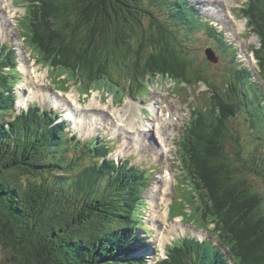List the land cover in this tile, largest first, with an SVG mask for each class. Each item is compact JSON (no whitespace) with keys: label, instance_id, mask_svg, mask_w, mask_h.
Listing matches in <instances>:
<instances>
[{"label":"trees","instance_id":"trees-1","mask_svg":"<svg viewBox=\"0 0 264 264\" xmlns=\"http://www.w3.org/2000/svg\"><path fill=\"white\" fill-rule=\"evenodd\" d=\"M188 4V0H65L59 9L73 21L67 28L68 33L58 34L50 29V35L47 39L43 37V41H56L57 60L62 54L64 59L76 60L75 54L79 56L81 52L77 53V48L92 52L96 48L103 54L116 56L113 61L116 64L126 60L131 61L130 65L134 61L126 57L134 59L140 52L147 64L152 61V72H161L164 78L170 75L197 81L192 77L195 67L182 68L177 63L173 69L154 58L157 53L166 61L165 57L172 56L170 52L180 54L179 46L186 47L187 40L176 44L172 35L168 38L160 17L164 11L172 15L177 26L195 27L201 23V18L186 14ZM92 5L102 9L93 13ZM32 14L38 24L36 10ZM244 14L250 32L260 38L261 48L255 55L264 77V0H250ZM174 31L184 35L177 27ZM64 44H70L63 49L69 54L59 52L58 48ZM234 62L232 59L233 67L224 73L226 78L230 76L231 87L226 95L214 98L213 110L217 113L214 112L209 129L208 126L200 129V149L192 161L203 184L197 190L205 197L207 205L218 206L215 212L204 208L203 218L215 224V233L231 247L237 264H264V198L249 183L242 182L246 178L256 179L255 176L264 181V93L259 91L251 71L241 70ZM209 76L207 73L203 80L208 81ZM7 84V77H2L0 85L5 88ZM223 84L227 86V80ZM252 91L254 96L250 94ZM1 97L0 90V101ZM2 106L7 107L0 102ZM5 110L0 108V114ZM237 116L240 119L236 121ZM6 121L0 123V256L3 257L0 264H142L140 260L122 259L130 243L126 233L141 209L142 198L135 196L139 189L135 188L134 192L132 188L133 192H129L132 196L126 198L122 191H127V185L123 183L102 190L98 187L100 181H95L97 176L87 169L81 177L82 185H76L78 193H73L74 187H65L56 177L59 170L76 171L75 167L82 168L83 164L80 160L62 164V155L46 153V143L58 140L53 128L46 125L44 131L39 132L8 125ZM244 124L252 135L250 140H245L241 131ZM226 139L232 145L231 153L223 146ZM233 158L237 168H234ZM101 191L104 194L96 196ZM197 251V248L191 249V255L195 256ZM204 255L210 260L202 257L200 264H220L216 254ZM170 263L190 264L177 262L174 257Z\"/></svg>","mask_w":264,"mask_h":264},{"label":"rangeland","instance_id":"rangeland-1","mask_svg":"<svg viewBox=\"0 0 264 264\" xmlns=\"http://www.w3.org/2000/svg\"><path fill=\"white\" fill-rule=\"evenodd\" d=\"M245 1L246 0H188L189 4L187 5V9L185 11H186V14L188 16H190L192 14L191 9L189 8L190 2H191V5H195V7L197 8V10H198V12H199L201 17L205 18L206 20H210L215 25H217L216 27H218V29L225 35V37L223 38V43L221 45H220V43H218L216 41L215 44H214V47L222 54V56L226 60H227V56H229V57L230 56H234V52H233L232 48H234V49L236 48L237 49V52L239 53V54H237L238 59L241 56H242V58H244V55L246 53L245 50L248 49V53H246L247 54L246 57L248 58L247 65H249V67L251 69H253V72L255 73V70L258 69V67H257V61H256V59L254 57V54L252 53V50H254V48L259 47L260 38H259L258 35H254L253 33L246 34V31H247V17L244 14L245 10L244 9L242 10V6L244 5ZM61 3H62V0H59V1L54 0L53 1V11H54L55 14H57L60 17V19H55L54 20L51 32L55 31L58 34H64V33L67 34L68 33L67 28H69V26L71 25V23L73 21L71 19H69L70 16L66 12L63 13L59 9ZM63 4H64V2L62 3V6H63ZM224 5L226 6L225 11L227 12L226 15L225 14L224 15L227 16V14H228V16H230V18H231L232 23L237 24V22H238L240 24L242 23V25H243V27H242V25H239V27H241V30L240 29L237 30V33L233 32L231 30L230 26L228 25V23L226 24L224 22V17H223V10H224L223 6ZM101 9H102V7L100 8L99 5H92L91 6V10L93 11V13H95V12L98 13ZM0 11L7 12L6 14H9L10 17L13 18L12 21H13L14 25L16 24L17 20H22L24 15L27 13V11L24 8L16 7L14 5V3L12 2V0H2V2L0 3ZM98 16H100V14H98ZM101 17H103V16H100V18ZM101 25H103V24H101ZM22 29H23V31L25 33L28 34V26L24 25V27ZM19 30L22 32L21 29H19ZM204 31H205L204 30V26H201L200 27V31L197 32L196 35H195V40L190 41V42L187 43L186 48L184 50H182V52H183L182 54H179V53L178 54H174V53L170 52V54L172 56L170 58L165 57L164 58V59H166V61H165V60H163L161 58V57H163V55H159V54L155 53L154 54L155 55L154 58L158 59L162 63H165L167 67L175 69L177 63L180 64L182 66V68H188V67L197 68L198 60H199V57H200L201 58V62H205L206 61L209 64L208 67H210V69H209L210 75L212 77L215 76L216 78H217V76L220 77L215 82H218L219 86H221L222 83H223V80H224L223 74L225 73L226 69H228L229 65H228V63L226 64V61H224V59L222 61L220 59L219 64H214L213 62L210 63L207 60V58H206V54H204V51L206 50L207 47L204 48L203 50H201V48H200V52H198L197 49L199 48L200 44H202L203 41H206V39H202L203 36H204ZM44 34L43 35L47 39V36L50 35V32L48 30H46ZM7 35H8L7 38L9 40H12L13 37H12V34L10 33V31H8ZM23 38H24L23 41L26 40L25 37H23ZM4 40L5 39L1 38L0 39V44L7 43L9 46H11L10 42L4 41ZM66 40H67V38H64L63 42H66ZM52 42L55 43L56 41L53 40ZM20 43H21V41H20ZM20 43H19V45H20ZM66 46H67V44H64V45H61L58 48V50H60L59 52L61 54H62V50L64 48H66ZM221 46L224 47V48H221ZM26 47L29 48L30 46H26ZM46 49H48L49 50L48 52H50L51 54H56L55 48L52 49L50 46L46 45ZM76 50L77 51H81L80 55L78 56L80 58L77 57L76 60H72V59L68 60V59H64L63 58V54H62V57L60 58V60L61 61L63 60V62H65V63L68 62V61H73V62H75L73 64H78V65H81L82 67H84V65H86V66L90 67L88 70H91V68H92V66L94 64L90 63L89 61H87L86 57H88V55H90V54H93L92 60L93 61H100L101 63L99 62L100 63L99 65L100 66H102V65L104 66V70H105L106 74H110V75L112 74L113 77H116L118 79H121L123 76H127L130 79L129 76L131 75V70L127 69V72H128V75H129L128 76L127 73H125V66L128 65L131 61L123 60L122 61L123 64H116V62H113L115 59H117L116 56H112V57L108 56L107 54H103L101 51L97 50L96 48L93 49L92 53L90 52L91 49H82V50H80L79 48H77ZM28 52H29V55H30L29 49H28ZM142 54L143 53L139 52L137 55H134V59H133V57H126L128 60H133L135 63H137L136 66H135V69H134L135 70L134 71V75H139L140 77L146 76L147 74H149L150 70H153V69H150V65L153 64L152 61L151 62L148 61L149 64H147L145 62V56L142 55ZM147 54L149 55V53H147ZM248 55H249V57H248ZM19 57H20V65H19L18 71H19V74L23 75V78L20 80V83L11 82V86L15 87V90H17L20 93V95H23L22 92H21V89L25 87L24 84H25L26 80H27L26 85H28V84L30 85L32 83V81H30V77H29L28 73L26 72V70L21 69V66L23 65L25 67L26 63H25V65L22 63L23 59H22V55L20 53H19ZM25 57H27V55H25L24 58ZM149 58L153 60V57H149ZM182 58H184V59H182ZM100 59H102L103 61H101ZM60 60H56L55 61V64H56L55 65V71L56 70L57 71L54 74V76H55V80L56 81L58 80L56 75H59V74H62V73H68V68ZM102 62H104V64H102ZM88 63H90V64H88ZM111 63L113 65H111ZM229 64H230V67L233 66V64L231 62ZM130 66H131V64H130ZM52 69L54 70V67H52ZM9 70H10V67L7 66L6 67V71L11 72ZM84 70L87 71L86 69H84ZM111 70H113V72H111ZM157 71H159V70H157ZM42 72L47 74L48 70H44ZM188 72H190V71H188ZM90 75H91L90 73L87 74L86 78L90 79ZM211 76H210V78L212 80ZM169 77L172 79V76L169 75ZM171 79H168L169 83H171ZM130 82H131V80H130ZM130 82L128 84V89L131 88L130 87ZM57 83H59V80L57 81ZM169 83L166 84L164 82L163 84H161L160 88H158L156 83H152L154 88L145 97H155L160 102L163 101L162 108L165 111V113L168 111L167 108H169V109L171 108V110L173 111L174 114L179 115L178 116L179 118L177 117V121H173L171 119L172 115L170 113L168 114L169 115L168 117H170L171 124H172V126H174L172 128L175 131V136L174 137H179L181 132H182V128H181L182 120L183 119L188 120V118H189V111H188V107L186 106L188 98H187V96H184L182 94L180 96L177 95L174 92V89L171 87L173 85H170ZM43 84L45 85L46 89H48V90H50L52 92H53V89H55V88L59 89L58 87L54 86L51 82H49V80L43 82ZM61 84H63V83H61ZM66 84H70V83L68 82ZM212 84H213V81H212ZM258 84L260 85V83H258ZM98 85H100V84L98 83ZM98 85H93V87H92L93 91H91V92H92V97L97 95L96 98L100 99L101 94L99 92L100 89H99ZM145 85H147V82L142 80L141 84L139 86L142 89L143 86H145ZM65 88H69V89L72 90L71 84H70L69 87L66 86ZM211 89L213 90V87ZM59 90H61V89H59ZM65 90H68V89H65ZM140 90L136 89V91L129 92V94L131 96H134L136 99L141 100V98L143 96L142 97L140 96V94H139ZM207 90H208L207 86H205L202 83L199 84V91L198 92H200L202 94V99L204 100V102L209 104L210 103V99H208L209 96L206 95V93H205ZM250 94H251V96H254L253 91L250 92ZM190 95H193V97L192 98L189 97V101L195 100V97H196L195 92L194 91L190 92ZM159 96H161L162 98H160ZM222 96H223V94H222ZM196 98H197V100L199 102H201L200 98H198V97H196ZM110 99H112V98L110 97ZM157 100H154L152 102L155 103V104L156 103L158 104ZM116 101H120L121 102L119 105H117L118 107H120L124 111L128 110L129 112H131L130 116L128 118L127 127H134L137 124V122L140 125H143L144 123H146V122L148 123V122H150V121H152L154 119L153 115L146 116V115H149L146 111H143V114H144L143 116H142V113L139 111L141 107H145L146 106V103L144 101H139V103L135 107H133V105H132V101L133 100L130 99V97L122 99V95H118L116 97ZM97 105H98V103H97ZM90 106H92V104H90ZM117 106H116V108H117ZM0 108H1L2 111H4V107L3 106L0 107ZM4 113L0 114V123H3L5 121L6 116H5ZM241 131L243 133V136H244L245 140H250L251 139V134L249 133V130H248V127H247L246 124L242 125ZM130 137L132 138L133 143H134L135 142V137H133V136H130ZM173 138L170 139L171 143H172ZM137 140H138V138H137ZM115 144L116 143H114L112 145L114 146ZM165 145H167V143L166 144L163 143V146H165ZM49 150L51 151V154H54V153L57 154L61 150V146L57 145V144H54L51 148L49 147ZM171 150H172L171 154L165 155V157H166L165 158L166 169H168L169 165L172 166V168H173L174 165L176 166V168L173 169L174 171L172 173L174 175L173 177H174L175 181H173V183H172L171 190L170 189L168 190V193H171L170 202L173 200L172 197L176 193L175 183H176V179H178L177 180V184L181 185V187L179 186L177 188V195H176V201H175L176 202V209L178 211H181V207H182L181 204L185 203L187 205L186 212H187L188 216L185 218L183 224L186 225V226H189V227H193L195 229L196 228H200L199 225H198V221H197L196 215L194 217L191 216L192 213L194 212V208H193L192 204L189 201V198H190L189 195L185 193L186 190H187V187L185 186V182L183 180L184 179V176H183L184 169L181 166L182 164H180L179 162H175V158L173 157V152H174L173 146H171ZM134 152H136L137 155L133 158V163L139 162L140 159L145 160L147 158V154H148L149 160H153L152 153L149 150V148H146L145 144H144V148L142 150H140L139 152L134 150ZM175 157H176V155H175ZM233 164L235 165L234 168H237L236 159L235 158H233ZM97 171H98V173H102V174L106 173V171L103 168H101V167H98ZM59 172H60V174H58L56 178L61 180L65 187H69V186L74 187L73 193L75 192V194H77L78 190L76 188V185L78 184L79 187H80L82 185V182L80 180V182L77 183V178H75V176H74L73 169L69 168L66 171H65V169H63L62 171L59 170ZM159 175L162 176L161 172H160ZM146 178H147L148 182L150 184H152L154 182L155 172H153V173L152 172H147L146 173ZM244 180L247 181V178L244 179ZM250 180H251V183L253 184L254 191L257 194L259 193L260 195H262L263 198H264V181L258 180V179L255 180L253 178H250ZM165 184L166 183H164V186L166 187ZM102 185H103V183L100 180L98 187L100 188V187H102ZM160 191H162L161 187L158 189V191L157 190L155 191V195L158 192H160ZM102 194H104V191H101V192L97 193L96 196H101ZM113 197H115V196H113ZM144 197L150 203V206L145 208V209H143V211H142L143 214H144V217H145L144 220H146L149 217H154L155 216V203H154V199L151 198L152 197V193H148V194L145 193ZM197 198L201 200V196H199ZM217 207L218 206L215 203H212V204L207 205L206 208L209 209V210L213 209V211L215 212L217 210ZM161 209H165V208L162 206ZM199 214H200L201 217H203V211H201ZM173 237H178V234H173ZM173 237H171V238L173 239ZM206 238H209V237L207 235H202L201 236L202 240L206 239ZM234 241L238 244V242L236 241V238H235ZM235 242H232V243H235ZM239 243H240V241H239ZM241 244L242 243H240V245ZM1 247L2 246L0 244V251L2 250ZM239 249L241 250V247H239ZM2 259H3V257L0 256V261H2Z\"/></svg>","mask_w":264,"mask_h":264},{"label":"bare ground","instance_id":"bare-ground-1","mask_svg":"<svg viewBox=\"0 0 264 264\" xmlns=\"http://www.w3.org/2000/svg\"><path fill=\"white\" fill-rule=\"evenodd\" d=\"M1 1V0H0ZM46 1V3H45V5H44V10L48 13V18H45V22H47V24H48V26L46 25V26H41L36 32H37V36H38V38H39V42L40 43H42V45H43V47L44 48H46V45H48V46H50L51 48H52V44H53V42H51L50 40H44L43 41V37L46 39V37L43 35L44 33H45V31L46 30H50L51 28H50V26H52L53 25V19H55V17L56 18H58L59 16L57 15V14H55L54 13V11H53V1L54 0H45ZM56 1H59V0H56ZM62 3H63V1H62ZM61 3V4H62ZM177 5V4H176ZM41 6V5H40ZM227 18V21L229 22V23H231L232 21H231V19H230V17H226ZM44 19V17H39L38 18V22H41L42 20ZM238 24V26L239 25H241L240 23H237ZM32 28L33 29H37V28H35V27H33L32 26ZM2 33H5L6 31H5V26H4V24H3V28H2ZM52 30V29H51ZM77 42V41H76ZM55 44V43H54ZM77 44V46H78V43H76ZM68 45H70V44H67V46ZM56 46H57V44H55V48H56ZM72 46V45H71ZM69 47V46H68ZM64 52H66V53H68L69 51L68 50H63ZM80 51H77V53H79ZM91 53H92V50H91ZM49 54H50V56H57L58 55V53H56V54H51L50 52H49ZM69 54V53H68ZM72 55H74V54H72ZM75 56L76 57H78V54H75ZM92 56H93V54H91L90 56H89V61H90V63H93L94 64V66H95V69L96 68H98V65L101 63L100 61H93L92 60ZM100 62V63H99ZM102 64H104V62H102ZM100 66V65H99ZM103 66V65H102ZM21 69H24V70H27V67L25 66H21ZM27 72V71H26ZM99 105V104H98ZM97 105V103L96 102H93L92 103V106H90L89 105V108H91V109H97L99 106ZM26 106V104H23L22 105V107H25ZM98 106V107H97ZM161 111V110H160ZM172 117H173V115H172ZM121 118H122V120L120 121V122H124V120H125V116H121ZM174 119H176V117H173ZM177 120V119H176ZM163 122H165V120H163ZM159 127H163L162 125H159ZM196 132V130L195 129H193V130H191V131H184L183 133H182V135H181V140L183 141V146H182V148H183V151H184V153H185V155H186V146H187V144H188V142L190 141V139H191V136L194 134ZM223 137L225 138V135H223ZM163 141V143L164 144H166V139H163L162 140ZM69 164H71V163H69ZM189 168H190V164H189V166H188ZM80 182V180L77 178V183H79ZM134 192H136V189L135 188H133L132 189ZM133 191H131V189H128L126 192H124V194H123V197H130V196H132L130 193L131 192H133ZM130 192V193H129ZM159 193V192H158ZM158 193L156 194V195H158ZM135 196H138V193L136 192L135 193ZM166 217H167V215H166ZM217 217V216H216ZM243 248L245 249V251L246 252H248L247 251V248L245 247V246H243Z\"/></svg>","mask_w":264,"mask_h":264},{"label":"clouds","instance_id":"clouds-1","mask_svg":"<svg viewBox=\"0 0 264 264\" xmlns=\"http://www.w3.org/2000/svg\"><path fill=\"white\" fill-rule=\"evenodd\" d=\"M261 197H262V195H260ZM262 199H263V197H262ZM131 243H129L128 244V246L126 247V249H125V251L122 253V254H124L122 257H127V258H129V259H134V260H137V258H135V256L133 255V253L134 252H136L137 251V249H134V245H132ZM229 249H231L230 248V246L229 245H227V251H229ZM131 255V256H130ZM227 259H228V256H227ZM140 260V259H139ZM141 261V260H140ZM228 261V260H227ZM142 264H149V262L148 263H146L145 262V259L143 260V263Z\"/></svg>","mask_w":264,"mask_h":264},{"label":"water","instance_id":"water-1","mask_svg":"<svg viewBox=\"0 0 264 264\" xmlns=\"http://www.w3.org/2000/svg\"><path fill=\"white\" fill-rule=\"evenodd\" d=\"M208 57L211 62L217 64L219 62V58L215 56V54H212L211 52H207Z\"/></svg>","mask_w":264,"mask_h":264}]
</instances>
